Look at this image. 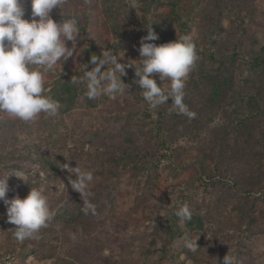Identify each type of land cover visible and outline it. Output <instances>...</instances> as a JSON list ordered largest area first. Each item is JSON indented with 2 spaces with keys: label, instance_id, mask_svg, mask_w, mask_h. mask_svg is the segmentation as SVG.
<instances>
[{
  "label": "rangeland",
  "instance_id": "1",
  "mask_svg": "<svg viewBox=\"0 0 264 264\" xmlns=\"http://www.w3.org/2000/svg\"><path fill=\"white\" fill-rule=\"evenodd\" d=\"M64 6L90 21L79 26L74 55L44 72L57 114L22 121L0 112V179L28 174L27 183L9 176L6 198L43 186L54 218L39 239L20 243L0 201V260L10 253L14 264H222L227 254L234 264H264V0ZM150 20L157 45L194 32L199 59L184 97L194 116L174 110L171 98L157 109L144 101L135 70ZM104 51L132 65L121 77L128 89L89 99L80 70ZM78 170L93 174L90 196L71 183ZM85 199L94 212L85 213ZM184 204L189 221L176 214ZM186 235L197 246L188 248Z\"/></svg>",
  "mask_w": 264,
  "mask_h": 264
},
{
  "label": "clouds",
  "instance_id": "2",
  "mask_svg": "<svg viewBox=\"0 0 264 264\" xmlns=\"http://www.w3.org/2000/svg\"><path fill=\"white\" fill-rule=\"evenodd\" d=\"M65 2L27 0L33 18L25 19L26 0H0V112L11 118L31 121L41 113L54 116L58 112V101L45 94L44 72L72 57L81 36L75 16L62 22L54 21L51 16L53 9H60ZM154 24L151 20L148 22L147 35L139 42L137 50L141 59L135 70L136 83L151 109H157L171 98L174 110L194 116V113H188L184 104L186 81L199 59L194 32L157 45L151 42L159 39L153 30ZM69 41L71 46H68ZM102 57H91L93 67L88 70L83 64L80 70L84 73L83 82L89 99L102 95L114 98L128 89L121 77L126 75V67L132 65L118 62L120 56L111 51H104ZM108 65H111L110 70H105ZM153 73L158 74L161 82L169 80L170 85L167 88L158 86ZM11 175L26 182L28 174L12 170L6 178L0 179V201L7 206L8 221L16 226L14 237L20 243L26 239H39L40 230L48 227L54 218L47 189L32 187L25 198L17 196L9 200L6 198L10 190L7 181ZM92 179V172L78 170L77 179L71 183L78 192L90 196L87 188ZM89 210L94 212L95 206L85 199V213ZM176 214L181 221H189L192 217L186 204L180 206ZM184 240L188 248L197 246V237L192 239L186 235ZM222 264H234V258L226 254Z\"/></svg>",
  "mask_w": 264,
  "mask_h": 264
},
{
  "label": "trees",
  "instance_id": "3",
  "mask_svg": "<svg viewBox=\"0 0 264 264\" xmlns=\"http://www.w3.org/2000/svg\"><path fill=\"white\" fill-rule=\"evenodd\" d=\"M25 7H26L25 16H29L31 14V7H30V4L27 3V1L25 3ZM53 13L56 14V16H58V18H62V16H64V20H67V19L75 16L78 19V26H82V27L86 26L90 21L89 13L84 16V19H81L79 17L78 13L76 12V10H74L73 8L66 9L64 4L62 5V7L60 8L59 11L56 12L54 10ZM30 18H33V17L30 15ZM55 21L58 22V19L56 18ZM181 25H182V23H181ZM182 26H185L184 23ZM84 30H85V28H84ZM96 48H97V46H96ZM95 50H97V49H95Z\"/></svg>",
  "mask_w": 264,
  "mask_h": 264
},
{
  "label": "built area",
  "instance_id": "4",
  "mask_svg": "<svg viewBox=\"0 0 264 264\" xmlns=\"http://www.w3.org/2000/svg\"><path fill=\"white\" fill-rule=\"evenodd\" d=\"M0 264H14V257L10 253H4L1 257Z\"/></svg>",
  "mask_w": 264,
  "mask_h": 264
}]
</instances>
